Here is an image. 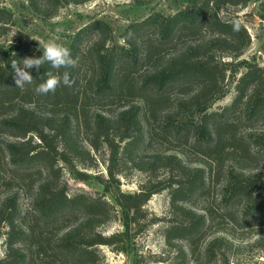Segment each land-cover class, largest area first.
<instances>
[{
    "label": "trees",
    "instance_id": "1",
    "mask_svg": "<svg viewBox=\"0 0 264 264\" xmlns=\"http://www.w3.org/2000/svg\"><path fill=\"white\" fill-rule=\"evenodd\" d=\"M27 1L36 12L50 16L65 4L86 0ZM227 2L245 6L250 0H189L184 9L168 16L154 14L133 22L124 33L123 44L111 38L106 22L91 21L78 31L70 47L77 60V66L69 69L75 84L71 88L61 85L47 95L37 94L35 87L48 78L49 72L62 74L63 69H53L49 64L39 71L28 69L33 84L18 88L11 67L13 60L22 67L24 58L41 56L38 40L19 38L13 48L0 43V134L9 137L3 146L0 143V154L5 153L4 163L11 171L26 177L41 175L28 227L17 228L16 195L7 194L0 200V224L4 222L8 227L6 255L0 258V264H97L100 245L128 253L134 249L135 238L157 222L158 217L149 213L146 204L164 189H168L170 201L162 233L173 252L167 264H187V256L196 254L194 243L207 226V218H214L213 210L202 214L188 205L191 197L205 187L203 169L191 166L178 154L146 159L142 151L144 140H151L159 128L160 136L169 141L191 132L193 142L202 145V151L217 162L226 149L238 151L241 160L260 161L264 157V129L258 128L264 121V66L240 59L251 36L243 22L223 13L222 5ZM13 16L12 10L0 7V37L7 32L6 23L13 21ZM232 20L239 22L238 31L233 30ZM91 34H95L93 41L83 45L84 38ZM85 55L91 56L92 74L82 77ZM139 67L146 68L136 76ZM226 79L235 82L232 103L220 111L210 110L224 95ZM90 98L117 99L124 104L116 114L97 111L87 120ZM136 98L140 102L134 103ZM170 100L174 104L164 107ZM194 110L200 111L198 120L184 119V114ZM1 115L6 116L1 119ZM80 124L90 132L89 146L80 140ZM241 126L250 133H240ZM102 145L108 153L106 176L77 165L86 157L94 161L93 152ZM126 160L139 169L164 167L168 178L163 180L152 173L138 190L123 192L119 166ZM59 162L65 163L78 179L93 177L103 191L89 193L81 189L69 193L60 179ZM1 169L5 168L0 162V177ZM227 178L226 202L244 197L246 205L250 204L252 211L245 210L243 221L264 215V163L254 172H245L236 165L229 167ZM109 193L115 203L107 197ZM227 209L234 214L229 205ZM117 214L122 229L110 234L100 231L99 227ZM57 225V233L50 230ZM25 238L28 250L21 243ZM260 244L264 245V238ZM233 246L228 237L218 235L208 240L199 253L207 262L220 255L223 264H230L227 251ZM142 257L136 251L134 264H141Z\"/></svg>",
    "mask_w": 264,
    "mask_h": 264
},
{
    "label": "rangeland",
    "instance_id": "2",
    "mask_svg": "<svg viewBox=\"0 0 264 264\" xmlns=\"http://www.w3.org/2000/svg\"><path fill=\"white\" fill-rule=\"evenodd\" d=\"M188 3L189 0H86L80 3L65 4L59 7L53 15L48 16L43 12H36L27 0H0V7H7L14 13L13 21L6 23L7 32L0 37V43L13 48L19 38L24 40L28 37L30 40L35 39L38 41L58 38L59 43L70 49L81 28L93 20H101L110 27L111 38L118 44H123L124 33L133 22L140 21L154 14L168 16L184 9ZM222 6L223 13L227 16H235L243 22L251 36V42L245 48L240 59L256 61L261 66H264V0H250L245 6L233 5L229 2L224 3ZM56 29H61V31L57 32ZM94 37L95 34L85 37L83 45H89ZM223 58L230 59L227 56ZM85 59L87 61L80 68L82 77L92 74L91 56L85 55ZM144 68L146 67H139L135 75H141L145 71ZM243 70L244 68L242 67L239 70V75ZM224 90V95L212 104L210 110L220 111L223 107L232 103L236 93L235 82L231 81V79H226ZM137 102H140L139 99H134V103ZM87 103V120L92 119L97 111H102L106 114H116L124 104V102L117 99L96 101L92 98L87 99ZM173 104H171L170 100L164 107H169ZM5 116L1 115V119L5 118ZM199 116L200 111L194 110L184 114V119L198 120ZM258 128L260 130L264 129V121L258 124ZM79 130L80 140L86 146H89L88 138L90 132L88 128L84 124H80ZM156 132L151 140H144L143 158L148 159L152 156L168 153L178 154L191 166L204 171L203 180L205 187L197 195L191 197L188 205L202 214L211 209L213 210L214 218H211L212 221L207 218V226L194 243L197 252L195 255L187 256V264H223V258L220 255L207 262L199 253L201 247L208 240L218 235H224L234 243V246L227 251L230 264H264V245L260 244L262 238H264V215L243 221V213L250 206V204L246 205V198L240 197L241 199H235L228 204L224 194V185L228 180L229 167L236 165L245 172H254L264 163V157L260 161L245 160L246 158L241 160L238 151L233 153L226 149V151L222 152L221 161L217 162L202 151V148H204L202 145L193 142L195 137L191 135V132L184 134L178 140L172 141L166 139L165 136H160L159 128L156 129ZM239 132L245 135L250 133V129L241 126ZM33 137L37 140L36 135H33ZM8 138L7 135L0 134L1 146L4 145L5 140H9ZM93 154L95 157L94 161L86 157L83 161L84 163L81 161L77 165L92 174L102 173L106 176L108 160L106 147L102 145ZM5 161V153L2 152L0 154V162L4 166L5 171L1 169L0 200L7 194L17 196L16 206L18 211L15 222L17 228L23 229L28 227V221L33 216V197L36 183L41 178V175L34 173L31 177H26L20 172L11 171L10 167L4 163ZM89 164H92V166H88ZM58 165L61 166L60 179L62 183L66 184L69 193L81 189L89 193L103 191L102 185L93 177H90L87 181L78 179L65 163L59 162ZM119 167L121 168L119 173L120 190L123 192L138 190L139 185L152 173L159 178H163V180L168 178L166 169L161 166L154 171H152L151 167L150 169H139L133 161L126 160L122 161ZM114 191H117V189L114 188ZM107 197L115 203L110 193L107 194ZM169 201L168 189L155 193L146 204V208L149 213L158 217L157 222L150 225L146 231L135 238L134 249L128 253L117 252L110 246L100 245L98 247L100 257L97 260V264H134L136 251L143 255L141 264H167L166 260L173 255V252L170 251L165 243L162 228L167 222ZM227 205H229V210L233 211L234 214L230 215ZM248 211L250 213L252 210L248 208ZM58 226L51 227L50 230L54 229V233H57L58 230L56 228ZM99 229L105 234L121 230L122 222L119 214L116 215V218L101 225ZM222 229L227 230L229 233L222 231ZM7 230L8 227L2 222L0 224V258L6 255L5 232ZM21 243L28 250V238L23 239ZM52 260L55 259L52 258ZM24 264H28V262ZM51 264H58V262L51 261Z\"/></svg>",
    "mask_w": 264,
    "mask_h": 264
},
{
    "label": "clouds",
    "instance_id": "3",
    "mask_svg": "<svg viewBox=\"0 0 264 264\" xmlns=\"http://www.w3.org/2000/svg\"><path fill=\"white\" fill-rule=\"evenodd\" d=\"M233 30H239V22L236 20L230 21ZM60 32L61 29H56ZM33 39V38H32ZM35 40V39H34ZM40 50L42 47V55L39 57H26L22 61V67L13 60L11 67L14 70L15 85L18 88L33 84V76L28 69L35 68L37 71L45 65L49 64L51 68L56 70L63 69L62 74L48 73V78L35 87V92L40 95H47L48 93H55L56 89L61 85L71 88L75 81L71 78L69 69L77 66V60L72 57L71 51L68 47L58 42V38H49L46 41H38ZM12 55H15L13 53Z\"/></svg>",
    "mask_w": 264,
    "mask_h": 264
}]
</instances>
